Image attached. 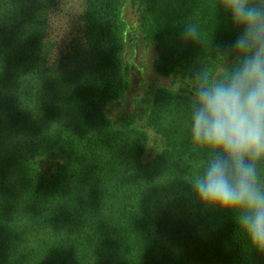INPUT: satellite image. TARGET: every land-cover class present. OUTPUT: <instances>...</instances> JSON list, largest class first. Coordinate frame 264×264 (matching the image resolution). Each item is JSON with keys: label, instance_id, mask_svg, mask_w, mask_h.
<instances>
[{"label": "trees", "instance_id": "obj_1", "mask_svg": "<svg viewBox=\"0 0 264 264\" xmlns=\"http://www.w3.org/2000/svg\"><path fill=\"white\" fill-rule=\"evenodd\" d=\"M217 0H137L164 75L214 70L240 32ZM122 0H0V264H264L235 216L203 208L187 96L158 89L149 141L107 105L127 88ZM194 24L201 43L182 39ZM53 156L49 178L37 159ZM189 164L183 165V160Z\"/></svg>", "mask_w": 264, "mask_h": 264}, {"label": "clouds", "instance_id": "obj_2", "mask_svg": "<svg viewBox=\"0 0 264 264\" xmlns=\"http://www.w3.org/2000/svg\"><path fill=\"white\" fill-rule=\"evenodd\" d=\"M240 35L188 77V131L202 167L187 182L206 209L235 216L251 248L264 253V0H217ZM186 43H201L194 24Z\"/></svg>", "mask_w": 264, "mask_h": 264}, {"label": "rangeland", "instance_id": "obj_3", "mask_svg": "<svg viewBox=\"0 0 264 264\" xmlns=\"http://www.w3.org/2000/svg\"><path fill=\"white\" fill-rule=\"evenodd\" d=\"M137 0H122L120 21L122 24L120 55L125 68L127 88L122 96L106 107L107 115L117 125L124 119H134L135 126L147 132L149 141L143 157L151 163L166 148V142L148 125L147 111L158 89L187 96L192 74L174 73L164 75L157 71V52L145 38L139 23ZM219 70V64L213 71ZM40 170L49 178L57 160L53 156L37 159ZM183 160L182 164H189Z\"/></svg>", "mask_w": 264, "mask_h": 264}]
</instances>
